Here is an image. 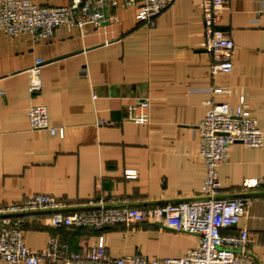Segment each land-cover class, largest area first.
Here are the masks:
<instances>
[{"label": "crops", "instance_id": "obj_1", "mask_svg": "<svg viewBox=\"0 0 264 264\" xmlns=\"http://www.w3.org/2000/svg\"><path fill=\"white\" fill-rule=\"evenodd\" d=\"M115 1L100 7L107 21L63 24L38 40L0 30V204L42 193L64 199L69 211L102 196L139 206L196 196L206 176L196 127L206 99L245 105L264 129V0H227L216 13L214 26L234 42L232 69L216 74L202 45L204 0H172L153 26ZM37 57L44 59L41 87L30 93L27 69ZM140 99L147 101V120L126 119L125 106ZM37 103L46 106L53 133L30 127L27 110ZM125 170L135 177H125ZM218 176L222 195H252L245 215L222 232L246 227L247 249L260 256L264 143L235 142ZM250 180L258 184L246 185ZM54 234L69 252L95 244L114 256L158 259L182 256L197 242L193 233L151 223L52 228L38 220L27 226L25 244L41 250Z\"/></svg>", "mask_w": 264, "mask_h": 264}, {"label": "built area", "instance_id": "obj_2", "mask_svg": "<svg viewBox=\"0 0 264 264\" xmlns=\"http://www.w3.org/2000/svg\"><path fill=\"white\" fill-rule=\"evenodd\" d=\"M172 0H121L122 7H132L136 16L153 26L154 17ZM203 42L210 52V72L227 73L232 69L230 54L234 42L231 35L214 26L215 15L227 0H204ZM115 0H69L66 5H37L31 0H0V30L8 36L29 34L35 40L52 36L63 24L83 26L107 21L100 7ZM44 59L37 57L27 69L30 93L41 87L39 72ZM213 92H222L213 88ZM206 110L197 124L199 155L206 166V176L196 196L145 205L116 204L98 197L81 207L67 210L64 199L50 194L35 193L18 202L0 204V261L6 264H264V241L260 256L248 249L251 233L242 227L237 234L222 230L236 226L245 215L252 195L224 196L220 193L219 166L227 160L228 150L235 142L259 147L264 143V129L256 126L245 105L232 107L226 101L206 99ZM147 101L137 100L125 106V118L135 122L147 120ZM27 118L32 129L55 131L44 104H31ZM134 170L124 176L135 177ZM257 185L258 180L245 182ZM41 221L43 226L100 228L117 224L151 223L197 236L195 247L179 257L148 258L142 253L114 256L105 246L82 244L69 252L68 245L56 234L51 235L44 248L36 250L25 244L27 226ZM264 238V235H263Z\"/></svg>", "mask_w": 264, "mask_h": 264}]
</instances>
